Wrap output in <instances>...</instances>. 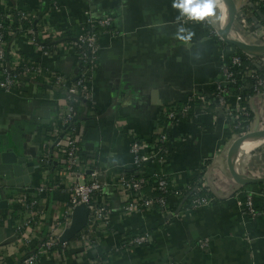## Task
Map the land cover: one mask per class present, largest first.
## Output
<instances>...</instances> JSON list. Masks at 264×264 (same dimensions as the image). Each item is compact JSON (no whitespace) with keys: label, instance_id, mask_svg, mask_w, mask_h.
Segmentation results:
<instances>
[{"label":"crops","instance_id":"crops-1","mask_svg":"<svg viewBox=\"0 0 264 264\" xmlns=\"http://www.w3.org/2000/svg\"><path fill=\"white\" fill-rule=\"evenodd\" d=\"M221 1L215 0L214 8ZM241 1L244 6L252 0ZM15 6L34 12L45 6V13H38L40 22L60 30L113 19L115 37L96 28L100 33L93 82L97 110L88 115L87 108L75 105L83 115L78 126L83 155L99 161L101 167L110 164L113 182L124 171H134L131 137L156 143L164 132L165 109L185 103L194 91L211 92L220 79L223 56L234 52L213 39L202 23L188 21L187 13L181 15V10L173 7V0H0V13ZM217 15L214 13L213 23ZM27 34L22 29L11 38L17 52L72 77L78 63L75 52L47 54L30 44ZM63 95L61 90L28 80L8 91L0 81V264H21L30 250L49 237L57 216L67 206L55 192H44L43 225L25 235V220L39 217L31 214L32 208L20 205L18 198L43 181L44 143L51 124L58 121ZM227 105L237 108L238 102L230 96ZM255 112L264 118V101ZM196 114L197 119L183 120L172 133L165 164L147 161L144 170L148 176L161 173L172 177L179 189L208 161L210 170L220 174L215 201L196 211L182 209L180 219L170 226L160 224L154 215L125 217L117 211L110 217L109 232L101 243L85 247L79 236L70 235L64 252H49L37 264H82L84 260L92 264L91 258L97 254L106 264H264V215L252 217L245 210L248 199L257 208L264 207V184L241 185L231 173L233 145L226 114L212 103L198 107ZM118 125L125 127L120 131ZM10 151L25 160L19 175H13L14 165L3 162L2 155ZM263 153L264 139L238 151L243 178L264 177ZM109 198L120 205L115 190ZM172 201L182 204L179 191L174 192ZM144 225L150 236L147 245L111 255L123 239L130 240ZM67 229L64 226L63 232ZM201 242H207L208 247L201 248Z\"/></svg>","mask_w":264,"mask_h":264},{"label":"built area","instance_id":"built-area-1","mask_svg":"<svg viewBox=\"0 0 264 264\" xmlns=\"http://www.w3.org/2000/svg\"><path fill=\"white\" fill-rule=\"evenodd\" d=\"M260 5L261 0L251 2L246 17L251 18V21H245L244 24L253 34L262 33L264 41V8ZM38 13L43 15L45 6H41L37 12L26 11L15 6L5 8L0 13V81L4 88L10 91L19 88L24 81L28 80L51 86L61 90L64 94L58 113L60 127L54 131V134L52 133L56 138L48 137L44 143L42 161L45 176L43 181L37 188L22 193L18 198L20 205L26 206L28 197H30L33 200L31 214L35 213L39 217L35 219L32 215L33 218L29 217L25 220V233L29 229H38L43 225L45 209L41 204V196L44 192L53 190L49 183L52 177L58 179L64 189L70 192L71 204L65 206V210L57 216L56 227L52 228L49 237L41 241L36 249L30 250L23 257L21 264H37L40 257L56 249L64 252L68 243L63 239V227L66 226L67 230L72 228L73 218L78 209H82L84 214L80 227L72 235L79 236L85 247L93 248L101 243L109 232V219L117 211L125 217L137 213L154 215L159 217L160 224L170 226L180 219L182 209L196 211L215 201L216 198L210 191L216 188L220 174L210 170L208 161L179 189L176 181L168 175L160 173L148 176L144 165L147 161H156L160 165L165 164L172 146V133L183 120L197 119L196 109L200 106L202 108L209 103L215 104L229 118V123L235 124L234 128L237 130L240 129L241 125L235 122L232 111L240 110L246 116L249 112L241 107L239 109L228 108V98L234 96L239 104L243 94L250 90L253 92V96L249 98L250 103L256 110V106L264 101V74H259L256 69L244 65L235 51L224 55L220 79L211 92L194 91L185 103L173 104L165 109L164 132L156 143L152 145L131 137L129 149L134 156V171L130 175L122 173L119 179L113 182L110 178V164L107 163L105 167H101L99 161L84 158L80 139L73 125L78 113L74 103L87 108L88 115H93L97 110L93 82L100 50V33H97L96 28L101 27L105 29L104 32L115 37L117 32L112 28L113 19L105 18L97 23L98 25L89 21V24H85L80 29L60 30L41 23L39 20L41 15ZM186 19L195 20L188 17V14ZM203 22L211 25V28H208L210 35L214 33L218 35V29L213 24L211 16L205 17ZM203 25L206 26L204 23ZM22 29L27 31L30 44L42 52L47 54L75 52L78 55V63L72 77L62 75L47 68L43 63L17 52L12 46L11 38ZM226 34L228 35L227 31ZM219 38L224 41L220 36ZM257 57L264 58V54ZM262 65L264 67V61ZM53 126L54 123L50 128ZM117 127L121 131L125 126L118 125ZM263 130L264 118L261 117H257V120L245 131L235 132L231 128V144L234 145L239 139L254 131ZM114 190L120 197L118 207L109 198L111 191ZM176 191H179L182 197L180 206L172 201V196ZM245 210L252 217L264 215V207L257 208L250 199L245 203ZM25 235L27 236V233ZM149 238L148 228L144 225L135 237L130 240L123 239L113 249L111 255L122 249L143 247L147 245ZM200 246L206 248L208 243L201 242ZM91 262L92 264H106L98 254L91 258Z\"/></svg>","mask_w":264,"mask_h":264},{"label":"trees","instance_id":"trees-1","mask_svg":"<svg viewBox=\"0 0 264 264\" xmlns=\"http://www.w3.org/2000/svg\"><path fill=\"white\" fill-rule=\"evenodd\" d=\"M252 1H255V0H252ZM250 4L251 3L249 1L244 6H242V7L239 8L240 10L236 14V16L233 18L234 19L233 20V23L228 28V35L231 38H234V39L239 40V41H242V42L261 44V43H264V41L259 42L258 40H254V38L248 36L245 33V30H244V28H245L244 22L245 21H247V22L251 21V18H246L247 15H248V11L250 10ZM260 6L262 8H264V1L263 0H261V5ZM195 21H198V22H200L202 24L204 23L206 25V23L203 22V20H195ZM17 24L18 23H16V25ZM243 25H244V28H243ZM206 27L210 29L211 28V25L207 24ZM211 37H213V39L217 40L218 42L224 43L228 48H230V51L231 50H234L235 53L238 54L241 57L244 65H246L247 67L256 69L259 74H262V75L264 74V67H263V65L261 66L262 61H264V58L263 57L251 56L250 54H247V53L242 52L241 50L237 49L235 46H233V45H231V44H229V43H227L225 41H222L216 33H214L213 35H211ZM235 91H237V90H235ZM252 96H253V92H251L250 90H247L245 92V94H243V98L239 102L238 107H237V109H239V107H241V108L247 110L249 112V115H247V116L246 115H243L240 110L239 111L238 110H233L232 111L233 114H234V117H235V122L236 123L239 122L240 125H241V128L237 130L236 128H234L235 124L230 123V126L233 129V131H235V132L245 131L246 129H248V127L251 126V124H253L255 122V120H257V117H258L257 116V113L252 108L251 103H250V99H249ZM77 104L78 103H74V107ZM202 104L203 103H201V105ZM82 116H83L82 115V112L81 111H78L77 116H76V120H75V122L73 124L77 135H78L77 132H78L79 122H80V119H81ZM59 127L60 126H59V123L57 121L56 123H54L53 128H50L49 129L48 137L55 139L56 136H54L53 134H54V131H56ZM41 164H42V166L44 165L42 159H41ZM123 174L130 175L131 174V171H124ZM49 183H50L51 187L53 188L52 191L55 192V196L57 198H59V200L66 202L67 205H70L71 204V202H70V192H68L67 190L64 189L63 184L58 179H56L54 177H52L51 179H49ZM261 187H264V186L261 185ZM210 193L212 195H214V197L216 198V194H215V192L213 190L210 191ZM191 198H192V195H191ZM32 201L33 200L30 197H28V202L26 204L27 209L32 208L31 207ZM131 238L132 237H130L129 239H131ZM86 261L87 260L82 261V264H86Z\"/></svg>","mask_w":264,"mask_h":264},{"label":"water","instance_id":"water-1","mask_svg":"<svg viewBox=\"0 0 264 264\" xmlns=\"http://www.w3.org/2000/svg\"><path fill=\"white\" fill-rule=\"evenodd\" d=\"M230 4V12L223 22V24L218 28V35L227 43L235 46L237 49L241 50L244 53L250 54V55H255L256 54H264V44H254V43H246L242 42L239 40H236L234 38H231L226 34L227 27L229 24L232 22L233 18L235 17L237 13V6L234 4L233 0H226ZM258 139H264V130L263 131H254L251 134L246 135L245 137L239 139L234 145L231 153V158H230V165H231V173L235 177V179L241 184V185H247V184H259L263 183L264 184V178L260 179H246L243 178L239 172L238 169V151L242 149V146L247 143L248 141L251 140H258ZM3 156V162L7 163L8 165H14L13 170L14 173L13 175H19V173H22L23 167L25 166L24 158L23 157H17L16 154H14L12 151L7 152L2 155ZM2 162V161H0ZM18 163H21L20 165ZM8 173V172H7ZM84 214V211L82 209H78L76 211V214L74 215L73 222H72V228L69 230H66L63 239L68 238V236L72 235L79 227L81 224L82 216Z\"/></svg>","mask_w":264,"mask_h":264},{"label":"clouds","instance_id":"clouds-1","mask_svg":"<svg viewBox=\"0 0 264 264\" xmlns=\"http://www.w3.org/2000/svg\"><path fill=\"white\" fill-rule=\"evenodd\" d=\"M215 6V0H173V7L181 10V15L187 13L188 17L195 20L211 16Z\"/></svg>","mask_w":264,"mask_h":264},{"label":"bare ground","instance_id":"bare-ground-1","mask_svg":"<svg viewBox=\"0 0 264 264\" xmlns=\"http://www.w3.org/2000/svg\"><path fill=\"white\" fill-rule=\"evenodd\" d=\"M224 1V2H223ZM223 2V5H220L218 8H214V12L212 15H214V13L216 14L218 12V15L216 16L218 18V20L220 19V22L219 24L217 25V29L223 24V22L225 21V19L227 18L229 12H230V4L228 1L226 0H222L221 1V4ZM234 2V0H233ZM235 4V2H234ZM211 17H214L212 16ZM216 18H214V22H215ZM229 27V26H228ZM228 27H227V32H228ZM256 55H259V54H256ZM254 140H251V141H248L247 143H245L243 146H242V150H245L247 148V146Z\"/></svg>","mask_w":264,"mask_h":264},{"label":"rangeland","instance_id":"rangeland-1","mask_svg":"<svg viewBox=\"0 0 264 264\" xmlns=\"http://www.w3.org/2000/svg\"><path fill=\"white\" fill-rule=\"evenodd\" d=\"M223 2H224V1H223ZM223 2H222L221 5H223ZM235 3H236V6H237L238 9L242 6V1H241V0H235ZM212 16H213V15H212ZM233 20H234V19H233ZM233 20H232V22L229 24V27H230V25L233 23ZM212 21H213V19H212ZM219 22H220V19L218 20V18L216 17V20H215V22L213 23V24L215 25L216 28H217V25L219 24ZM229 27H228V28H229ZM243 28H244V25H243ZM244 30H245V33H246L248 36L253 37L254 40H258L259 42H262V41H263V37H262V35H261L262 33H260V35L253 34L251 31H249V30L247 29L246 26H245ZM254 44H255V43H254Z\"/></svg>","mask_w":264,"mask_h":264}]
</instances>
